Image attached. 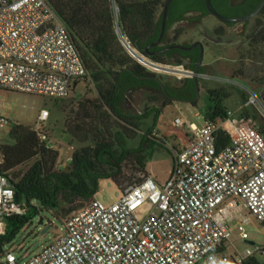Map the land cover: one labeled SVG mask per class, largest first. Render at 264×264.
<instances>
[{
    "label": "built area",
    "instance_id": "1",
    "mask_svg": "<svg viewBox=\"0 0 264 264\" xmlns=\"http://www.w3.org/2000/svg\"><path fill=\"white\" fill-rule=\"evenodd\" d=\"M86 73L67 26L45 0H0V89L65 97ZM47 115L42 111L40 121ZM6 123L0 115V135ZM151 135L172 153L165 183L140 171L118 201L92 198L29 260L8 250V264H244L264 254V246L228 251L238 201L248 213L241 223L250 215L264 221V135L212 100L193 105L190 114L178 109ZM9 177L0 172V235L9 217L25 210Z\"/></svg>",
    "mask_w": 264,
    "mask_h": 264
},
{
    "label": "trees",
    "instance_id": "2",
    "mask_svg": "<svg viewBox=\"0 0 264 264\" xmlns=\"http://www.w3.org/2000/svg\"><path fill=\"white\" fill-rule=\"evenodd\" d=\"M45 1L67 26L87 69L85 75L75 80L72 91L82 78L91 80L97 94L94 99L65 96L54 101L66 115L65 132L81 143L74 149L66 168L57 167L58 150L47 145L35 129L18 124L11 130L14 142L1 146L0 172L9 174V170L15 169L9 174L10 185L25 210L9 217V225L0 235V249L4 243L14 240L40 212L48 211L60 219L83 207L94 198L100 179L112 178L120 187V178L128 163L144 170L146 152L159 140L151 132L158 126L163 107L174 100L196 105L200 99L193 78H184L180 85L172 86L127 52L116 31L112 0ZM164 2L117 0L124 33L142 53L151 40V31L160 28L161 19L156 21L155 15ZM249 42L250 48L241 53L242 64L233 70L232 76L264 83V26ZM150 58L163 64H179L183 54L176 49ZM246 59L249 63H245ZM199 85L221 110L227 108L230 93L224 86L205 82ZM138 89L159 90L166 102L131 112L124 107V102L131 91ZM240 114L264 135V124L255 113ZM151 115L154 122L141 136L139 145L127 146V140L137 136L140 121ZM22 164L27 167L16 170ZM261 223L264 226V221ZM244 264H264V261L252 255Z\"/></svg>",
    "mask_w": 264,
    "mask_h": 264
},
{
    "label": "rangeland",
    "instance_id": "3",
    "mask_svg": "<svg viewBox=\"0 0 264 264\" xmlns=\"http://www.w3.org/2000/svg\"><path fill=\"white\" fill-rule=\"evenodd\" d=\"M260 21H264V15L260 17ZM253 32L254 31L246 32L244 39H241V41L236 44L234 48L230 47L229 44H218L215 47L213 58L208 57L206 59L207 63L202 71L221 77H228L245 84L260 98L264 104V84L256 81V83L259 84L257 86L250 79L241 77L234 78L232 76L233 70L242 64L238 61L239 53L241 54L242 51H245L247 48L246 41L249 36L253 35ZM237 48L240 50L238 51ZM217 57L219 58L214 59ZM245 63H249V60L246 59ZM166 65L178 66L179 64ZM184 68L191 70V68L186 66H184ZM156 74L160 76L164 82H168L172 86L180 85L182 80L186 78L185 76L179 77L175 74L161 72H156ZM200 82L209 83L212 86H224L230 93V96L226 101L227 108L235 109L239 113H255L259 122L264 124V115L253 104L249 103L247 96L240 91L225 84L203 80ZM96 94V88L91 80H83L81 78L75 87V90L69 93L68 98L77 96L94 99ZM55 99L57 98L44 94L0 89V115L7 119V123L0 135V163L3 162L1 146L3 144H10L14 142L10 132L16 125L19 124L28 126L31 129H38V134L46 141L47 145L58 150L59 158L56 164L58 168H66L67 165L70 164L74 149L79 147L81 143L72 138L69 133L65 132L64 122L66 115L58 106L55 105ZM210 100L211 99L208 97L206 92L200 93L199 103H207ZM165 102V97L159 90L138 89L131 91L127 95L124 107L131 112H140L145 108V106H161ZM178 109L190 114L193 109V105L189 102L177 100L167 103L163 107V112L157 129L164 127L178 112ZM44 110L48 112V115L44 121H40L39 115ZM153 122L154 115L142 119L137 128V136L134 139H128L127 146H138L141 136L147 131ZM146 157L147 164L144 170L136 169L128 163L129 165L124 168L123 176L120 178V187L112 178L100 179L99 188L94 194V198L101 200L105 204H111L118 201L123 193L122 186H124L127 182L134 181L138 177L140 171H145L147 174L152 176L157 183H165L169 179L170 170L173 167L172 153L169 150L168 145L160 140L154 142V144L147 150ZM26 167V164H22L17 167L16 170L25 169ZM14 170L15 169H11L8 173L11 174ZM88 202H85L84 206ZM238 203L239 206L235 209L234 217L228 221V225L231 228V234L228 240L230 248L228 251L241 253L247 247L251 250H254L256 246L263 247L264 226L253 215H250L248 220L246 219L243 223H241L242 216H247L248 213L242 203L240 201H238ZM77 210H74L73 212ZM69 215L60 217L59 219L48 211H42L37 214L29 225L18 232L14 240L4 243L1 246L0 264H8L6 253L10 249H13L14 254L21 262L27 261L35 254L39 253L45 246L51 244L57 236L64 233L65 219ZM41 217H43V222H40ZM240 224L243 225L244 230L248 233L247 238L241 237V233L238 228ZM247 241H254V243L251 244ZM255 255L261 261H264V254L257 252Z\"/></svg>",
    "mask_w": 264,
    "mask_h": 264
},
{
    "label": "flooded vegetation",
    "instance_id": "4",
    "mask_svg": "<svg viewBox=\"0 0 264 264\" xmlns=\"http://www.w3.org/2000/svg\"><path fill=\"white\" fill-rule=\"evenodd\" d=\"M261 1L210 0L215 13L210 11L206 0H171L167 8L166 23L161 39L146 50V47L155 42L161 34L164 2L155 15L156 21L161 19L160 28L155 27L151 31V40L145 47V53L153 57L178 49L183 54L179 65L190 68L197 67L202 54L200 68H204L207 63L206 59L213 58L215 47L218 44L225 43L234 48L241 39H244L246 32L254 31L252 35L254 36L264 26V21H260V17L264 15V5L256 14L249 16ZM252 36L247 39V48L242 51L243 53L250 48L249 41ZM172 44H179L186 48L172 47L162 51ZM241 60L239 53L238 61Z\"/></svg>",
    "mask_w": 264,
    "mask_h": 264
},
{
    "label": "bare ground",
    "instance_id": "5",
    "mask_svg": "<svg viewBox=\"0 0 264 264\" xmlns=\"http://www.w3.org/2000/svg\"><path fill=\"white\" fill-rule=\"evenodd\" d=\"M113 3H114L116 21L119 25L120 31L122 32L121 25H120L121 23H120L118 5H117L116 0H113ZM122 36H123V39H124L128 49L130 50V52L142 64H144L147 68H149L153 71H156V72L175 74L179 77L192 74V71L190 69H186L184 67L175 66V65L174 66L164 65V64H161L160 62H156V61L149 59L147 56H145L140 51L135 49L130 44V42L124 38L123 33H122ZM199 76H200L201 80H203V81H211V82H216V83H220V84H225V85H228V86L240 91L241 93H243L244 95L247 96L249 103L253 104L264 115V104L262 103L260 98L245 84H243L237 80L228 78V77H221V76H217V75L210 74L207 72H202L199 74Z\"/></svg>",
    "mask_w": 264,
    "mask_h": 264
},
{
    "label": "water",
    "instance_id": "6",
    "mask_svg": "<svg viewBox=\"0 0 264 264\" xmlns=\"http://www.w3.org/2000/svg\"><path fill=\"white\" fill-rule=\"evenodd\" d=\"M170 1H171V0H166L165 5H164V7H163V11H162V26H161V34H160L159 38H158L155 42H153L152 44H150V45H148V46L146 47V50L148 49L149 46L157 44V43L159 42V40L161 39L162 35H163L164 28H165V23H166L167 8H168V5H169ZM116 2H117V0H116ZM206 2H207V5H208V8L210 9V11L215 12V11L213 10V8L211 7L210 0H206ZM112 5H113L114 18H115V24H116V31H117V33H118V36H119V38H120V41H121V43L124 45V47H125V49L127 50V52H128L133 58H135L138 62H140V61H139V60H138V59H137V58H136V57L130 52V50L128 49V47H127V45H126V43H125V41H124V39H123L122 33H123V35H124V38L127 39V40L130 42V40L128 39V37H127V36L125 35V33H124V30H123V28H122V24H120V25H121L122 32L120 31L119 25H118V23H117V21H116V15H115V10H114V3H113V0H112ZM263 5H264V0L261 1V3L259 4V6H258V7H257V8H256V9H255L250 15H249V16H252V15L256 14V13L262 8ZM215 13H216V12H215ZM120 23H121V20H120ZM130 44L134 47V45H133L131 42H130ZM172 47L186 48V47H184V46H182V45H179V44H172V45H169V46L165 47L164 49H162V51H164V50H166V49H169V48H172ZM134 48H135V47H134ZM135 49H136V48H135ZM138 51H139V50H138ZM141 53H142V52H141ZM202 53H203V51H202ZM142 54H144V55L147 56L149 59H151L148 53H142ZM151 60H153V59H151ZM153 61H154V60H153ZM156 62H157V61H156ZM201 62H202V54H201V57H200V59H199V62H198L197 67H195L194 69H191L192 74H191V75H186V76H185L186 78H193V79H194V82H195V84H196V89H197L198 97H200V85H199V83H200V81H201V78H200L199 74L203 72L202 70H200V64H201ZM140 63H141V62H140ZM141 64H142V63H141ZM161 64H163V63H161ZM142 65H144V64H142ZM40 222H43V217H41ZM247 242H248V243H251V244L254 243V241H247Z\"/></svg>",
    "mask_w": 264,
    "mask_h": 264
},
{
    "label": "crops",
    "instance_id": "7",
    "mask_svg": "<svg viewBox=\"0 0 264 264\" xmlns=\"http://www.w3.org/2000/svg\"><path fill=\"white\" fill-rule=\"evenodd\" d=\"M242 78V77H241ZM245 79H250V78H245ZM251 80V79H250ZM251 81H253V80H251ZM254 83H255V85H259L258 83H256V81H253ZM261 84H264V83H261ZM263 96H264V94H263Z\"/></svg>",
    "mask_w": 264,
    "mask_h": 264
}]
</instances>
